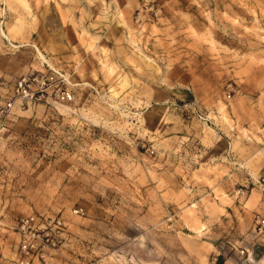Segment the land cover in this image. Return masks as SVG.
Masks as SVG:
<instances>
[{"label":"rangeland","instance_id":"1","mask_svg":"<svg viewBox=\"0 0 264 264\" xmlns=\"http://www.w3.org/2000/svg\"><path fill=\"white\" fill-rule=\"evenodd\" d=\"M0 81V264H264V0H0Z\"/></svg>","mask_w":264,"mask_h":264},{"label":"built area","instance_id":"2","mask_svg":"<svg viewBox=\"0 0 264 264\" xmlns=\"http://www.w3.org/2000/svg\"><path fill=\"white\" fill-rule=\"evenodd\" d=\"M56 70V69H55ZM56 72L60 75V80L63 81L66 77L62 72L56 70ZM52 81L50 77L46 76H24L15 81L14 84V92L17 95V98L21 99V103L19 108L25 107L26 103H33L37 100H40L42 96H45L46 87ZM36 87V89L34 88ZM63 95L67 99L72 98V94L70 91H63ZM16 107V99L12 95H9V89L6 87V83L4 81H0V127L5 129V123L7 116L10 115L14 108ZM34 217H28L23 219L22 228L24 229L26 226L32 227ZM260 230L264 228V219L259 221Z\"/></svg>","mask_w":264,"mask_h":264},{"label":"bare ground","instance_id":"3","mask_svg":"<svg viewBox=\"0 0 264 264\" xmlns=\"http://www.w3.org/2000/svg\"><path fill=\"white\" fill-rule=\"evenodd\" d=\"M40 53V56L44 59V56H43V54L41 53V52H39Z\"/></svg>","mask_w":264,"mask_h":264}]
</instances>
